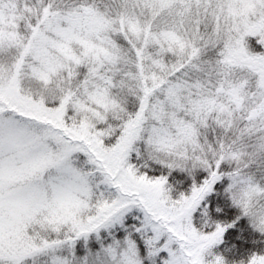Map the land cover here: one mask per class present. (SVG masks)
<instances>
[{
    "label": "snow or ice",
    "instance_id": "snow-or-ice-1",
    "mask_svg": "<svg viewBox=\"0 0 264 264\" xmlns=\"http://www.w3.org/2000/svg\"><path fill=\"white\" fill-rule=\"evenodd\" d=\"M0 264H264V0H0Z\"/></svg>",
    "mask_w": 264,
    "mask_h": 264
}]
</instances>
